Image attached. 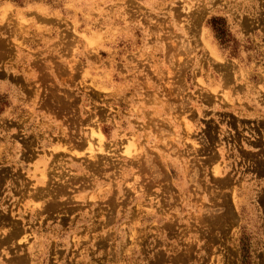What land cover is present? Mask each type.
Returning a JSON list of instances; mask_svg holds the SVG:
<instances>
[{"label":"rangeland","instance_id":"obj_1","mask_svg":"<svg viewBox=\"0 0 264 264\" xmlns=\"http://www.w3.org/2000/svg\"><path fill=\"white\" fill-rule=\"evenodd\" d=\"M0 264H264V0H0Z\"/></svg>","mask_w":264,"mask_h":264},{"label":"bare ground","instance_id":"obj_2","mask_svg":"<svg viewBox=\"0 0 264 264\" xmlns=\"http://www.w3.org/2000/svg\"><path fill=\"white\" fill-rule=\"evenodd\" d=\"M90 132H91V135H92V137H93V133H94L95 131L93 132V131L91 130ZM94 136H95L96 138H98V139H97V140H98V141H97V143H98V144H97V145H98V148H96L97 151H98V152H99V151H102V145H101V144H102V143H101V140H102V139H101V136L98 134V132H95V133H94ZM87 145H88V146H87L88 153H90V154H89V157L91 158V156L94 154V151H92V147H91V144H90L89 142H88ZM92 145H93V144H92ZM93 146H94V145H93ZM96 147H97V146H96ZM94 149H95V147H94ZM96 149H95V150H96ZM125 149H126L125 151H126L127 153H124V154H127V155L130 154V150H129V148H125ZM125 151H124V152H125ZM92 153H93V154H92ZM218 169H219V167L216 166L215 168H213V171H214L215 173H218ZM16 235H17V234H16Z\"/></svg>","mask_w":264,"mask_h":264},{"label":"trees","instance_id":"obj_3","mask_svg":"<svg viewBox=\"0 0 264 264\" xmlns=\"http://www.w3.org/2000/svg\"><path fill=\"white\" fill-rule=\"evenodd\" d=\"M212 21H213L214 23H217V22H218V20H212ZM215 29H216V30H215L216 32H217V31H219V32H220V34H222V33H223V32H222L220 29H217V28H215Z\"/></svg>","mask_w":264,"mask_h":264}]
</instances>
